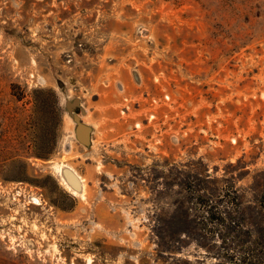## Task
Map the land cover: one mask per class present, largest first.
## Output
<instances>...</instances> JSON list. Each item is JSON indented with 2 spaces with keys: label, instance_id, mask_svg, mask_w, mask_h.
I'll return each mask as SVG.
<instances>
[{
  "label": "rangeland",
  "instance_id": "obj_1",
  "mask_svg": "<svg viewBox=\"0 0 264 264\" xmlns=\"http://www.w3.org/2000/svg\"><path fill=\"white\" fill-rule=\"evenodd\" d=\"M0 264H264V0H0Z\"/></svg>",
  "mask_w": 264,
  "mask_h": 264
},
{
  "label": "bare ground",
  "instance_id": "obj_2",
  "mask_svg": "<svg viewBox=\"0 0 264 264\" xmlns=\"http://www.w3.org/2000/svg\"><path fill=\"white\" fill-rule=\"evenodd\" d=\"M60 180L63 186L72 194L84 197L86 181L77 171L70 165L62 164L58 167ZM36 202L41 203L38 199Z\"/></svg>",
  "mask_w": 264,
  "mask_h": 264
},
{
  "label": "water",
  "instance_id": "obj_3",
  "mask_svg": "<svg viewBox=\"0 0 264 264\" xmlns=\"http://www.w3.org/2000/svg\"><path fill=\"white\" fill-rule=\"evenodd\" d=\"M79 105L78 100H75L73 103H67V108L70 112L74 110ZM74 122L76 123V137L79 142L85 146H90L92 129L84 124L80 117L73 115Z\"/></svg>",
  "mask_w": 264,
  "mask_h": 264
}]
</instances>
